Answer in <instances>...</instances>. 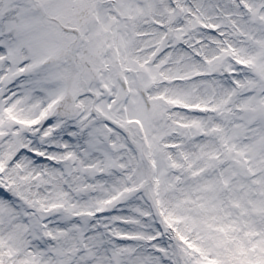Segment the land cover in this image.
<instances>
[{
  "label": "snow or ice",
  "instance_id": "snow-or-ice-1",
  "mask_svg": "<svg viewBox=\"0 0 264 264\" xmlns=\"http://www.w3.org/2000/svg\"><path fill=\"white\" fill-rule=\"evenodd\" d=\"M0 264H264V0H0Z\"/></svg>",
  "mask_w": 264,
  "mask_h": 264
}]
</instances>
